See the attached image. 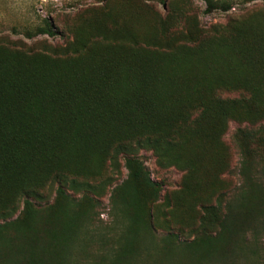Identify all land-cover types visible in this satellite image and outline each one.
I'll list each match as a JSON object with an SVG mask.
<instances>
[{
  "label": "trees",
  "instance_id": "1",
  "mask_svg": "<svg viewBox=\"0 0 264 264\" xmlns=\"http://www.w3.org/2000/svg\"><path fill=\"white\" fill-rule=\"evenodd\" d=\"M113 1L24 31L30 39L63 36L61 44L36 48L0 36V264H264V8L206 29L192 0ZM205 2L207 13L234 6ZM230 120L247 122L234 136L240 181L218 189L215 173L213 187L196 195L192 181L200 189L207 181L206 150ZM142 149L160 167L186 170L166 201L191 206L198 229L195 212L177 231L164 224L156 210L163 185ZM121 161L127 178L114 188L103 232L114 236L95 254L83 234L98 203L68 189L94 191L91 180L117 173ZM77 243L92 260L74 259Z\"/></svg>",
  "mask_w": 264,
  "mask_h": 264
},
{
  "label": "rangeland",
  "instance_id": "2",
  "mask_svg": "<svg viewBox=\"0 0 264 264\" xmlns=\"http://www.w3.org/2000/svg\"><path fill=\"white\" fill-rule=\"evenodd\" d=\"M95 0H0V36H5L6 39L11 41H19L25 43L28 46L42 47L47 44H61L64 43L63 36L51 37L48 35H39L33 39L27 38L24 34L26 29H35L38 25H41L42 19L50 17L54 19H62L61 17L65 13H74L80 8L84 7L87 3H92ZM234 3L232 8L228 11H212L207 13V4L205 0H192L194 11L197 13L200 26L209 29L213 25L226 24L230 19L237 17L241 14H247L257 8H264V0H253L251 2H243V0H232ZM135 0H115L112 2L114 8H122L125 4H134ZM156 9L165 14L166 8L159 2H153ZM136 16L132 14L133 18H137V14L141 17V13L135 12ZM149 19L154 18V13H146ZM46 41V42H45ZM247 124L245 121L230 120L228 128L222 134L221 138L216 144L207 148L205 157H210L208 163V169H204L206 172V185L200 189L193 181L192 185L195 188L196 195L204 196L207 186L214 185L213 175L217 173L218 181L215 186L218 189L229 190L235 187L240 178L236 173L240 161V153L238 144L235 142L234 136L238 127H243ZM139 156L145 162L149 169L151 176L154 180L159 181L163 185L161 192V198L157 202L158 207L156 210L160 212V218L163 219L164 224L167 222L170 224L173 231H177L181 225L179 223L190 221L195 212V226L198 229V213L190 206L187 209H181L180 206L168 205L166 197H175L176 191L180 190L184 184V177L186 170H182L178 167L171 166L168 168L160 167L157 162V158L152 150L142 149L139 152ZM222 167V168H221ZM209 171V173H208ZM213 173V174H212ZM128 171L124 166V162L121 161L119 171L117 173L108 174L105 178L92 179V183L96 188L94 191L87 192L86 189L79 191L69 190L68 193L72 195V198L76 200H84V194L88 193L90 197L94 199L93 202L98 203L94 208V219H92V226L85 228L83 236L88 237V247L90 251H94L96 254H100L105 244H110V238H113L114 234L108 231L106 234L103 232L109 229V223L113 219L111 201L114 188L121 184L127 178ZM111 180L109 177H111ZM109 181V182H108ZM221 182V183H219ZM56 191L53 189L49 191V202L53 203L56 200ZM86 198V197H85ZM188 201L191 203L192 197L188 194L183 195L181 201ZM38 204V203H36ZM174 206V207H173ZM175 211V217L172 219L170 212ZM166 217V218H165ZM164 224L157 229L160 235L168 232L167 227ZM192 227V226H191ZM186 234H181L183 238H189L193 234L189 226H184ZM107 235V236H106ZM79 243L75 245L73 251L74 259L84 262L86 260H92V257L87 256L81 250H79ZM91 252V253H92Z\"/></svg>",
  "mask_w": 264,
  "mask_h": 264
}]
</instances>
